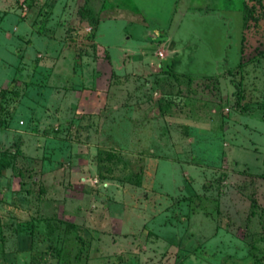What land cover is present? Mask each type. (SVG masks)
<instances>
[{
  "label": "rangeland",
  "instance_id": "1",
  "mask_svg": "<svg viewBox=\"0 0 264 264\" xmlns=\"http://www.w3.org/2000/svg\"><path fill=\"white\" fill-rule=\"evenodd\" d=\"M264 0H0V264H264Z\"/></svg>",
  "mask_w": 264,
  "mask_h": 264
},
{
  "label": "trees",
  "instance_id": "2",
  "mask_svg": "<svg viewBox=\"0 0 264 264\" xmlns=\"http://www.w3.org/2000/svg\"><path fill=\"white\" fill-rule=\"evenodd\" d=\"M262 162H263V164H264V158L262 159ZM263 176H264V172H263Z\"/></svg>",
  "mask_w": 264,
  "mask_h": 264
}]
</instances>
